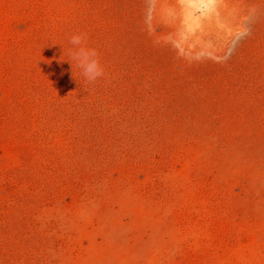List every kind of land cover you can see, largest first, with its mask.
Listing matches in <instances>:
<instances>
[{
	"label": "rangeland",
	"instance_id": "1",
	"mask_svg": "<svg viewBox=\"0 0 264 264\" xmlns=\"http://www.w3.org/2000/svg\"><path fill=\"white\" fill-rule=\"evenodd\" d=\"M0 264H264V0H0Z\"/></svg>",
	"mask_w": 264,
	"mask_h": 264
},
{
	"label": "clouds",
	"instance_id": "2",
	"mask_svg": "<svg viewBox=\"0 0 264 264\" xmlns=\"http://www.w3.org/2000/svg\"><path fill=\"white\" fill-rule=\"evenodd\" d=\"M69 43L72 46L69 49V55L75 60L81 74L89 82L97 80L104 75V69L99 60L97 51L86 43V36L83 33H73L69 37ZM64 54V49H63ZM71 62L72 61L68 60Z\"/></svg>",
	"mask_w": 264,
	"mask_h": 264
}]
</instances>
